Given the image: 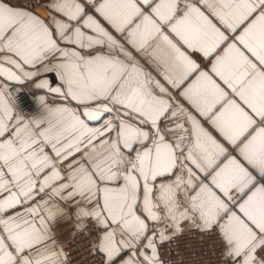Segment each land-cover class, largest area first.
Returning a JSON list of instances; mask_svg holds the SVG:
<instances>
[{
	"label": "snow or ice",
	"instance_id": "6c2138e0",
	"mask_svg": "<svg viewBox=\"0 0 264 264\" xmlns=\"http://www.w3.org/2000/svg\"><path fill=\"white\" fill-rule=\"evenodd\" d=\"M0 53V264H264V0H0Z\"/></svg>",
	"mask_w": 264,
	"mask_h": 264
},
{
	"label": "crops",
	"instance_id": "0c3cea01",
	"mask_svg": "<svg viewBox=\"0 0 264 264\" xmlns=\"http://www.w3.org/2000/svg\"><path fill=\"white\" fill-rule=\"evenodd\" d=\"M213 22L216 23L218 27H221V30L226 31L225 29L222 28V26L219 24V22L216 21L214 18H213ZM226 34L229 35V36H232V33H227L226 32ZM236 34L238 35L239 32H237ZM229 42H231V41H229ZM222 50L223 49L221 48L220 51H222ZM185 51H187V50L185 49ZM188 54L200 66L201 70H208V69H210V67H211V60H207L206 61L205 58L199 52L192 51V52H188ZM0 55H2V53H0ZM138 59L140 60V63H141L142 67L144 68V70L146 72L152 73L153 76H156L157 79H160L161 80V83H164V81L162 80V78L157 75V73L155 72V70L146 62V60L144 58L138 57ZM213 59H214V57H213ZM5 66L7 67V65H5ZM45 75L50 80V82H55V75H54V73H48V74H45ZM192 79H195V76H193ZM188 83H191V79L188 80L183 85V87H187V84ZM24 85H26L27 88L29 89V92H30V94H31V96L33 98V101H34V110L32 111V113H30L29 115H25V116L26 117L37 116V115L40 114V108H39L38 104L36 103V98L39 97V96H41L43 94V90L40 89V88L35 87L34 84H32L30 82H26V83H24ZM54 86H55V83H54ZM168 87H170V86H168ZM172 91L178 97V92H176V90H174V89ZM184 103L187 106V102H184ZM188 107H190V106H188ZM200 119L204 123V126L206 128H208L209 131H211L213 133V135H215L217 137V139H221L219 137V134L216 133L215 130L212 129L211 126L208 125L206 121H203V118H200ZM63 232H64V229H58L57 230V235L60 236L61 233H63Z\"/></svg>",
	"mask_w": 264,
	"mask_h": 264
},
{
	"label": "built area",
	"instance_id": "2783aa9c",
	"mask_svg": "<svg viewBox=\"0 0 264 264\" xmlns=\"http://www.w3.org/2000/svg\"><path fill=\"white\" fill-rule=\"evenodd\" d=\"M13 2H16V0H13ZM20 3H23L24 0H19ZM41 0H36V3H40ZM123 39V38H121ZM12 91L14 92V99L16 101V105L18 110L23 114V115H29L30 113H32V111L34 110V102L32 99V96L28 90V88L26 87V85L24 84H20V85H12ZM182 244L184 243H190L191 248L190 249H182V251L184 252L185 258L188 259L189 257V251L191 250H195V252L197 253V256H203L204 258H206L209 261V264H211L212 261V253L210 251H208L207 249H205V251L203 253H201L200 249H201V245L198 242V237L196 236H192L190 241H181ZM210 243V241L207 240V238H205V244ZM197 256H193L191 258L195 259L197 258ZM73 260L79 261L80 257L79 255H73L72 256Z\"/></svg>",
	"mask_w": 264,
	"mask_h": 264
},
{
	"label": "rangeland",
	"instance_id": "374dc122",
	"mask_svg": "<svg viewBox=\"0 0 264 264\" xmlns=\"http://www.w3.org/2000/svg\"><path fill=\"white\" fill-rule=\"evenodd\" d=\"M27 87V86H26ZM29 90V89H28ZM33 99V98H32ZM34 102V101H33Z\"/></svg>",
	"mask_w": 264,
	"mask_h": 264
}]
</instances>
